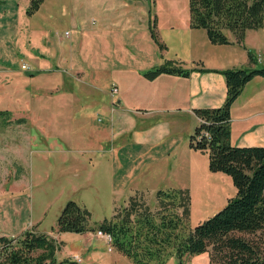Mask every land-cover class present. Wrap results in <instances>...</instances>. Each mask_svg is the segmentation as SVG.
<instances>
[{
    "label": "rangeland",
    "instance_id": "374dc122",
    "mask_svg": "<svg viewBox=\"0 0 264 264\" xmlns=\"http://www.w3.org/2000/svg\"><path fill=\"white\" fill-rule=\"evenodd\" d=\"M28 2L29 0H0V10L9 6L12 11L8 16L2 18L1 15L0 18L1 22L5 20L12 27L8 32L12 36L10 45L1 44L0 47V59L8 58L5 65L11 67L9 80L4 83L5 90L12 94L20 92L26 98L25 117L29 119V127L33 129H29L27 137L22 139L15 132L17 143L12 142L11 150L23 158L24 161L17 162L20 165L25 163L26 177L19 181V189H13L12 192L0 190L2 225H13L16 229L14 231H20L17 229L24 227L49 230L55 226L60 209L70 198L88 207L91 212L90 222L93 223L104 216H110L114 206L124 203L135 189L145 187L148 188L143 191L144 197L152 208L156 205L154 192L157 188L186 187L190 198L187 219L191 225L220 209L225 203L220 206L210 205L211 210L208 211L202 209V196L194 169L199 175L200 168L207 166L205 152L197 151L195 156L184 155L183 160L178 161L171 150L173 146H170V142H164L151 148L157 149L161 154L159 159L145 160L141 158L146 157L145 143H132L128 138L135 130L111 135L110 114L101 110L87 115L92 124L105 128L102 130V140H106V150L102 155L98 154L100 157L97 160H94L97 158L96 153L83 152L81 155L79 150L64 151L65 145L52 138L49 140L54 141V148L40 150L41 135L34 125L37 95L46 91L47 87H53V77L69 74L75 59L85 66L86 74L81 75L83 79L90 80L91 85L88 87L94 91L91 86H102V91L109 93L116 82L115 78L135 77V84L123 86L129 90L132 86H137L139 80H144L145 70L164 61L173 60L188 67L191 60L180 46L184 40L183 28L190 26L188 0H44L33 14L26 13ZM154 16L158 39L166 44L162 48L150 35L147 25ZM113 22H116L117 27L111 25ZM171 25L176 29L172 35L168 33ZM64 29L69 30V36L63 34ZM38 31L42 32L41 40L35 39V35L39 36ZM227 34L231 33L227 30ZM42 56L47 58L48 63L37 66L36 60ZM23 62L31 66L32 70L22 69L20 65ZM54 63L59 65L57 70L48 71L55 68ZM102 67L108 68L110 74L102 73ZM93 74L95 76L92 83ZM76 81L79 83L76 86L86 85L81 80ZM155 85L146 88L154 89ZM70 90L72 91L67 84H63L59 91H63V94L60 93L63 96ZM79 94L78 100L70 101L75 107L70 109L77 113L75 122H81L84 114L77 111L83 107L80 103L85 101ZM116 94H108V100L113 99ZM171 116L169 113L168 117ZM72 118H69L70 121ZM179 119L184 129L182 115ZM159 127L161 131L167 130L166 116H161L150 131H158ZM145 128L141 132L146 131L148 126ZM188 135L187 132L184 134ZM11 136H14L12 131ZM79 145L82 147L84 144ZM134 150L136 156L131 157L129 153H134ZM140 151L145 152L137 155ZM164 153L165 156L161 157ZM3 155L5 159L10 157L8 151ZM6 185L7 183L4 187ZM79 236L80 232L67 231L61 236L63 240L58 239L60 245L64 242L62 248L59 249V246V250L55 252L56 264H73L62 260H76L74 249ZM105 249L106 246L103 245L102 250Z\"/></svg>",
    "mask_w": 264,
    "mask_h": 264
},
{
    "label": "crops",
    "instance_id": "0c3cea01",
    "mask_svg": "<svg viewBox=\"0 0 264 264\" xmlns=\"http://www.w3.org/2000/svg\"><path fill=\"white\" fill-rule=\"evenodd\" d=\"M146 5H144L145 8ZM11 13L12 11L8 6L7 9L0 10V18L1 15L4 18ZM146 15L149 17L148 13ZM111 25L117 27L116 22ZM183 29H185L183 31L184 40L180 46L186 51L187 58L191 60L188 67L194 68L187 76L167 72L160 73L151 80L143 76L144 80H139L138 85L132 86L129 90L123 87L124 84H135L136 80L135 77L127 76L125 79L122 77L115 78L116 82L113 86L116 87V91L111 88L109 93L108 91H102V86H91L94 89L93 91L88 87V85H91L90 80H85L82 77L86 74L83 63L77 59L72 61L69 74L53 77V87H47L46 91L37 95L38 99L35 102H38V104L35 108L34 121L36 124L34 125L36 131L41 135L40 144L42 146L39 149L54 148V141L49 140V138H52L53 140L56 139L59 144L65 145L64 151L79 150L81 155L83 152L96 153L97 158H94V160H97L100 157L98 154L102 155L106 150V140H102V130L105 128H102L101 125L92 124L87 115L95 110H101L110 114L109 131L111 135L122 131L130 133V130H135L128 138L132 140V143H145L143 145L147 146V149H144L147 158L141 156L145 160L149 158H152L153 161L159 159L161 154L157 149L151 148L164 142H170V146H173L171 150L175 155L174 158L178 161L183 160L184 155L195 156L197 151H202L190 147L188 143V137L197 122L193 108L217 106L223 102L226 95V83L223 73L217 71L218 69L253 66L258 63L264 65V27L247 29L242 41H237L230 32L231 34H228L230 42L226 43L211 42L206 30L202 27L185 26ZM9 30H12L11 25L7 24L5 20L0 21V32H2L0 34V47L1 44L4 46L10 45L12 36L8 34ZM174 30L176 29L171 25L168 33L172 35L175 32ZM65 31L67 32L65 33ZM69 33V30L64 29L63 34L65 36H69ZM37 34L39 36L35 35V39L41 40L42 32L38 31ZM17 38L19 40V33ZM249 51L254 53L255 56L260 53L261 57L256 64L249 61ZM40 54L43 55V53ZM46 59L43 56L39 57L36 60L37 66L40 64L45 66L48 63ZM6 60L8 58L3 57L0 59V110L8 112L7 114H0V159H2L0 161V186H2L0 190L12 192L13 189H19L21 184L19 181L26 177L25 163L20 165L17 162L24 161L23 158L16 155V151L11 150L12 142L13 144L17 143L14 138L16 136L15 132L20 139L26 138L27 131L32 127H29V119L25 117L26 98L22 97L23 94L20 92L12 94L9 90H5L4 83L9 80L11 70L10 65H5ZM58 66L54 63L55 68L48 69V71H55ZM198 67L206 69H199ZM26 69L32 70L31 66ZM102 73H108L109 75L110 70L102 67ZM136 75L138 76L139 72ZM94 76V74L91 76L92 83ZM76 80H81L86 85H83V87L76 86L78 83ZM63 84H67L72 91L70 90L67 95L61 96L60 93L63 94V91L59 90ZM153 84H156L153 86L154 89L146 88V86ZM78 93L85 99L80 103L83 107L77 109L79 112H84L83 120H81L82 124H77L81 123L80 121L75 122L77 113L74 112V109H70L75 108L72 102L78 100ZM114 93H117L116 96L108 100L107 95H113ZM64 98L67 100H64ZM169 113L172 114L171 117H168ZM181 115L184 129H182L179 119ZM161 116L168 118L167 130L161 131L159 127L158 131H150V128L152 129L154 123L160 120ZM70 117H73L71 121ZM19 118H24V121H17ZM7 120L14 121L7 122ZM147 126L148 129L141 132ZM81 130L84 132H78ZM11 131L14 132V136H11ZM186 132L189 134L188 137L184 136ZM230 142L236 145L264 144V75H254L244 84L240 93L233 100L230 107ZM82 143L84 145L80 147L79 144ZM7 151L10 157L5 159L3 154ZM145 151H140L137 155L140 153L142 155ZM202 152H205L208 158V153L206 151ZM129 154L131 157L136 156L135 150L134 153ZM165 154L161 157H164ZM138 157L140 158V156ZM89 158L93 160L90 155ZM203 163L202 160L201 164L203 165ZM200 169L201 173L199 175L196 174L195 169L194 171L202 196L203 210H211L210 205L220 206L235 194L236 186L229 174L220 170H210L208 163L207 166L205 165ZM6 183L7 185L4 187ZM181 187L183 186L181 185ZM146 188L148 187L138 189ZM53 227L54 225L45 232L51 234L57 240L62 239L61 236L67 231L57 232ZM24 229L26 227L17 229L20 231H14L16 229L13 225L12 227H4L0 220V234L14 236ZM80 233L81 236H79L78 244L75 245L74 249V256L80 258L78 263L132 264L128 257L126 258L125 255L114 248L108 249L105 238L97 234L96 231ZM63 242L59 249L62 248ZM103 245L106 246L105 250H102ZM168 262L177 264L174 256H170L165 264H168ZM184 264H208V253L203 251L188 255Z\"/></svg>",
    "mask_w": 264,
    "mask_h": 264
},
{
    "label": "trees",
    "instance_id": "16d2710c",
    "mask_svg": "<svg viewBox=\"0 0 264 264\" xmlns=\"http://www.w3.org/2000/svg\"><path fill=\"white\" fill-rule=\"evenodd\" d=\"M43 1L29 0L26 13L32 14ZM188 9L189 25L204 28L214 43L230 42L227 30L242 41L247 29L264 27V0H188ZM148 26L159 47H165L158 39L155 16ZM248 57L256 64L254 53L249 51ZM193 69L171 60L145 70L143 75L149 79L163 72L187 76ZM217 71L225 78V98L217 106L193 108L197 122L188 143L206 151L208 168L226 172L236 186L235 194L220 209L191 225L187 219L190 198L186 187L157 188L153 208L145 200L144 189H135L124 203L114 206L110 216L93 223L86 205L67 199L53 229H99L109 234L111 247L132 264H165L170 256L176 258L177 264H184L188 255L203 251L208 253V264H264V144L230 142L231 104L248 80L256 74L264 75V65ZM2 113L8 112L0 110ZM59 246L51 234L34 227L14 236L0 234V264H56ZM64 260L79 264L75 259Z\"/></svg>",
    "mask_w": 264,
    "mask_h": 264
},
{
    "label": "built area",
    "instance_id": "2783aa9c",
    "mask_svg": "<svg viewBox=\"0 0 264 264\" xmlns=\"http://www.w3.org/2000/svg\"><path fill=\"white\" fill-rule=\"evenodd\" d=\"M66 32H67V31H65V33H66ZM260 57H261V56H260V53H258V54L256 55V59L259 60ZM21 67L26 69V68H29V65H27V64H25V63H22V64H21ZM112 90H113V91H116V87L113 86V87H112ZM96 233L99 234V235H101V236H103V237L105 238V240H106V242H107V245H108V249H111L112 247H111V245L109 244V242H110V236H109V234H107V233H105V232H102V231L99 230V229L96 230ZM76 260L79 261L80 258H79V257H76Z\"/></svg>",
    "mask_w": 264,
    "mask_h": 264
}]
</instances>
